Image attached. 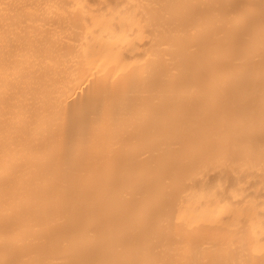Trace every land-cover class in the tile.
Here are the masks:
<instances>
[{"label":"bare ground","instance_id":"6f19581e","mask_svg":"<svg viewBox=\"0 0 264 264\" xmlns=\"http://www.w3.org/2000/svg\"><path fill=\"white\" fill-rule=\"evenodd\" d=\"M0 264H264V0H0Z\"/></svg>","mask_w":264,"mask_h":264}]
</instances>
